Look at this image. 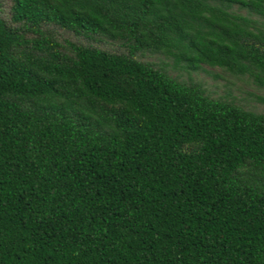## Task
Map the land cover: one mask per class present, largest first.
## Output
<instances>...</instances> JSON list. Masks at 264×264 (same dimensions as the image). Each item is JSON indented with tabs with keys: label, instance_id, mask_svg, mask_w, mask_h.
Instances as JSON below:
<instances>
[{
	"label": "trees",
	"instance_id": "obj_1",
	"mask_svg": "<svg viewBox=\"0 0 264 264\" xmlns=\"http://www.w3.org/2000/svg\"><path fill=\"white\" fill-rule=\"evenodd\" d=\"M204 65L264 89V0H0V264H264V111Z\"/></svg>",
	"mask_w": 264,
	"mask_h": 264
},
{
	"label": "rangeland",
	"instance_id": "obj_2",
	"mask_svg": "<svg viewBox=\"0 0 264 264\" xmlns=\"http://www.w3.org/2000/svg\"><path fill=\"white\" fill-rule=\"evenodd\" d=\"M153 60L162 57L152 56ZM168 61V60H167ZM172 73L183 79L189 76L203 83L207 90L214 95L229 94L235 101L257 111H264V89L258 88L246 76L238 77L223 71L218 67L203 66V69L190 74L181 68L171 69Z\"/></svg>",
	"mask_w": 264,
	"mask_h": 264
}]
</instances>
